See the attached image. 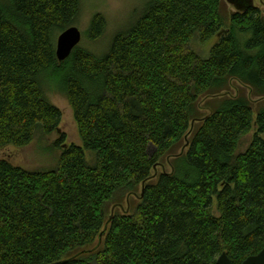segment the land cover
I'll return each mask as SVG.
<instances>
[{
  "label": "trees",
  "instance_id": "obj_1",
  "mask_svg": "<svg viewBox=\"0 0 264 264\" xmlns=\"http://www.w3.org/2000/svg\"><path fill=\"white\" fill-rule=\"evenodd\" d=\"M223 2L147 0L103 51L81 41L60 61L81 0H0V150L59 132L48 81L82 141L61 134L49 169L0 158V264H217L223 252L241 264L264 248V14L249 3L226 16ZM105 28L95 14L89 38ZM197 33L217 37L207 57L189 46ZM166 155L173 171L153 180Z\"/></svg>",
  "mask_w": 264,
  "mask_h": 264
},
{
  "label": "rangeland",
  "instance_id": "obj_2",
  "mask_svg": "<svg viewBox=\"0 0 264 264\" xmlns=\"http://www.w3.org/2000/svg\"><path fill=\"white\" fill-rule=\"evenodd\" d=\"M147 0H81V12L77 23L83 34L82 47L91 49L94 52L103 51L113 36L120 30L127 28L140 15ZM253 5L258 7L264 14V0H252ZM235 6L228 0L223 2V14L230 16L235 12ZM100 13L106 20V28L102 36L92 41L89 36V27L93 16ZM229 26L228 24H226ZM217 37H213L209 41L202 42L200 35L197 33L191 40L190 48L198 53L201 57H207L211 45L216 41ZM46 94L48 99L62 111V119L59 125V132L54 131L51 134L38 132L33 140L26 146L18 147L8 145L0 150V158H6L12 164L27 169H49L58 163L61 149L54 146V142L58 140L61 134H65V144L82 145L78 125L74 117L73 108L68 98L63 94L53 82H46ZM242 86L239 82H234L230 92L237 94L238 87ZM250 95V90H247ZM209 97H201L199 106L202 112L207 113L206 102ZM253 99H256L253 97ZM254 129L245 135L240 143L237 151L244 150L250 143ZM264 138V134H262ZM186 141L178 148L176 154H181L187 150ZM87 158L91 157L87 152ZM176 155L164 156L154 167L152 171V179L155 180L160 173H170L173 171V159ZM142 188V187H141ZM136 194H127L124 198L119 199L110 205L109 215L112 217L113 212L129 213L131 208L139 201L140 191Z\"/></svg>",
  "mask_w": 264,
  "mask_h": 264
},
{
  "label": "water",
  "instance_id": "obj_3",
  "mask_svg": "<svg viewBox=\"0 0 264 264\" xmlns=\"http://www.w3.org/2000/svg\"><path fill=\"white\" fill-rule=\"evenodd\" d=\"M236 10H244L247 4H252V0H228ZM83 34L76 25L71 26L59 34L56 44V55L60 61L65 60L73 49L82 41ZM113 217V216H112ZM111 217V218H112ZM217 264H231V260L226 252H223L217 259ZM241 264H264V248L255 255L248 256Z\"/></svg>",
  "mask_w": 264,
  "mask_h": 264
}]
</instances>
